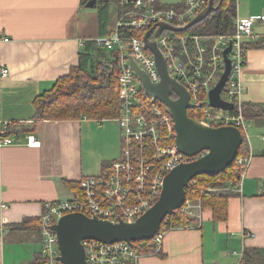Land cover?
Wrapping results in <instances>:
<instances>
[{"label": "crops", "instance_id": "0c3cea01", "mask_svg": "<svg viewBox=\"0 0 264 264\" xmlns=\"http://www.w3.org/2000/svg\"><path fill=\"white\" fill-rule=\"evenodd\" d=\"M88 1L0 0V64L9 69L0 79V120L12 123L4 130L14 132L9 136L16 141L0 148V264L36 263L45 204L77 198L79 181L108 173L121 154L116 119L35 122V100L79 66L86 43L115 28L117 3L113 21L112 1L91 8ZM159 1L180 6L183 0ZM262 15L264 0H238L237 17ZM256 33L260 37L246 51L241 100L264 106V48L256 46L264 40L263 22ZM249 124L253 159L242 192L228 201L227 220L217 221L212 210L202 208L196 225L169 230L162 248L143 253L139 264H241L245 249L264 248V125ZM30 133L41 141L39 148L27 145Z\"/></svg>", "mask_w": 264, "mask_h": 264}, {"label": "built area", "instance_id": "2783aa9c", "mask_svg": "<svg viewBox=\"0 0 264 264\" xmlns=\"http://www.w3.org/2000/svg\"><path fill=\"white\" fill-rule=\"evenodd\" d=\"M209 2L183 0L180 6H165L159 0H116L118 17L115 28L108 36L97 38L95 43L113 54V69L122 104L120 115L116 118L120 127L121 154L108 173L87 176L79 181V198L60 199L45 204L40 218V255L45 264H63L59 261L61 251L57 233L53 229L63 216L82 213L113 222H134L160 200L165 178L174 168L207 154V151H202L188 156L178 150L173 117L164 104L145 92L132 65L135 62L152 83L158 84L161 81L155 56L144 42L145 35L151 29L155 28L149 38L157 43L163 53L170 75L186 87L191 94V102L197 106L189 110L195 111L197 117L194 119L208 126H235L248 136L250 124L243 114L241 95L245 88L241 83V75L246 64L247 44L260 37L256 33V26L259 22L264 23V15L259 18L237 17L233 34L209 37L188 34V30H164L155 37L161 22L184 27ZM229 46L232 47L228 53L232 69L222 99L235 105L237 112L234 114L213 108L208 99L209 91L225 72V50ZM8 74L9 69L0 64V79ZM203 91L207 94L204 101L201 100ZM11 125V122L0 120V148L16 142L15 138L5 135L4 127ZM262 138L264 140V136ZM27 145L39 148L41 141L30 133ZM252 159L251 152L235 159L241 176L233 184L232 191L242 192L243 180ZM190 184H194V180ZM179 210L197 218L198 212L202 210L201 199L187 198ZM172 228H161L154 239L148 241L150 246L155 247L153 253L162 248L166 233ZM245 235L253 236L251 233ZM82 244L89 264H139L142 256L136 247L125 241L106 244L86 239Z\"/></svg>", "mask_w": 264, "mask_h": 264}, {"label": "water", "instance_id": "95a60500", "mask_svg": "<svg viewBox=\"0 0 264 264\" xmlns=\"http://www.w3.org/2000/svg\"><path fill=\"white\" fill-rule=\"evenodd\" d=\"M110 1L89 0L86 6L91 8L100 2L109 3ZM220 7L221 4L216 6L215 0H210L209 5L184 27H175L161 22L155 32V37L161 35L164 30L187 31ZM154 29L148 31L144 42L155 56L161 81L158 84L152 83L149 76L135 62H132V65L140 77L145 92L164 104L173 117L178 150L188 156L197 155L202 151H207V154L174 168L165 178L160 200L134 222L123 220L113 222L98 217H89L82 213L63 216L53 226L61 251L59 261L63 264H89L82 244V241L86 239L106 244L125 241L134 247L138 241L154 239L166 218L183 207L190 182L199 175L215 176L227 170L234 163L243 144L244 135L241 129L235 126H208L189 115V110L197 106L191 102V94L186 87L170 75L163 53L157 43L150 40L149 37ZM231 49L232 47L229 46L225 50V72L208 93L210 105L225 111L235 110L233 103L222 99V92L232 69V61L228 56ZM173 95L177 98L174 99Z\"/></svg>", "mask_w": 264, "mask_h": 264}, {"label": "trees", "instance_id": "16d2710c", "mask_svg": "<svg viewBox=\"0 0 264 264\" xmlns=\"http://www.w3.org/2000/svg\"><path fill=\"white\" fill-rule=\"evenodd\" d=\"M111 1L116 2V0ZM219 4L221 7L218 10L190 28L187 33L209 37L233 34L236 30L238 0H215V5ZM256 46L264 48V40L257 42ZM113 66L110 53L106 49L100 48L95 42L86 43L85 49L80 54L79 66L72 68L69 75L57 80L52 89L45 91L35 100L38 110L35 122L45 119L87 118L100 121L116 119L120 115L122 104ZM206 98V91H203L201 100L204 101ZM203 107L202 105L201 108ZM242 108L248 122L264 125V106L244 102ZM236 112L235 110L231 111L232 114ZM189 115L192 118L197 117L195 111H189ZM12 133L14 132L5 129L6 136ZM243 135L244 140L238 157L250 153L247 137L245 134ZM240 176V170L235 161L227 170L218 175H199L194 179V184H190L187 189V198L201 199V206L204 210H212L215 220L225 221L228 218V201L236 195L231 188L240 179ZM260 195L264 197V181ZM79 197L80 194L77 198ZM26 222L22 223L21 227H24ZM197 222L196 217H191L179 210L166 218L162 229L191 227ZM38 224L40 227V222ZM148 243V241L136 242L137 250L141 254L153 253L155 247ZM33 264H45V261L40 255L37 262ZM241 264H264V248L245 249Z\"/></svg>", "mask_w": 264, "mask_h": 264}, {"label": "rangeland", "instance_id": "374dc122", "mask_svg": "<svg viewBox=\"0 0 264 264\" xmlns=\"http://www.w3.org/2000/svg\"><path fill=\"white\" fill-rule=\"evenodd\" d=\"M162 1L172 3V2H174L176 0H162ZM110 7H111V10H112V20L114 21L116 19V3L114 1H112L110 3Z\"/></svg>", "mask_w": 264, "mask_h": 264}, {"label": "flooded vegetation", "instance_id": "af4514ba", "mask_svg": "<svg viewBox=\"0 0 264 264\" xmlns=\"http://www.w3.org/2000/svg\"><path fill=\"white\" fill-rule=\"evenodd\" d=\"M173 98H174V99H176V98H177V96H176V95H173Z\"/></svg>", "mask_w": 264, "mask_h": 264}]
</instances>
